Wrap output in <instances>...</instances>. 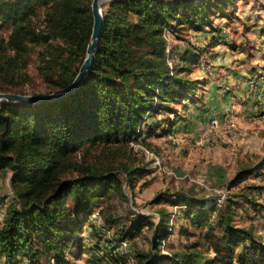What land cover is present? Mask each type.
Instances as JSON below:
<instances>
[{"label":"trees","instance_id":"16d2710c","mask_svg":"<svg viewBox=\"0 0 264 264\" xmlns=\"http://www.w3.org/2000/svg\"><path fill=\"white\" fill-rule=\"evenodd\" d=\"M92 1H2L0 18L13 26L6 46L0 44V54L5 48L0 57L2 78L25 68V55L42 47L40 69L47 93L65 90L86 56ZM229 2L110 0L103 6L95 64L75 94L35 105L0 102V171L13 172L17 196L0 228L1 264H22L24 259L28 264H43V259L49 264H73L70 253L75 243L79 246L75 255L81 257L82 235L89 229L94 201L120 187L121 181L110 169L78 167V158L99 146L129 145L158 114L177 115L175 105L196 101L199 82L181 76L184 70L175 71L167 60L165 29L206 31ZM3 84L0 92L29 94L13 92L9 86H16L14 77L9 86ZM75 170L77 175L70 177ZM247 198L248 204L256 205ZM69 202L78 207L73 219ZM188 202L204 231L213 230L219 220L220 232L207 236L213 245L208 244L206 252L191 248L179 257L157 256L147 264H264V239L253 226L234 224L232 204L193 198ZM167 233L158 234L157 243Z\"/></svg>","mask_w":264,"mask_h":264},{"label":"rangeland","instance_id":"374dc122","mask_svg":"<svg viewBox=\"0 0 264 264\" xmlns=\"http://www.w3.org/2000/svg\"><path fill=\"white\" fill-rule=\"evenodd\" d=\"M213 23L206 31L165 29L167 60L175 71L184 70L181 76L199 82L196 101L175 105L177 115L158 114L129 145L99 146L78 158V167L116 171L121 186L94 201L89 229L82 235L85 250L81 257L75 255V243L73 264H147L161 255L182 256L191 248L206 252L213 245L207 236L218 234L221 226L213 211V230L204 231L189 211L190 198L217 203L225 196L234 224L253 226L264 239V0H230ZM12 29L0 18V44L6 46ZM42 51L37 47L26 54V67L15 75L5 79L0 72V83L9 86L14 77L16 86H9L13 92L46 94ZM228 117L234 127L223 124L205 134L209 120ZM12 175L11 170L0 171V228L17 199ZM238 193L244 196L236 197ZM245 195L256 205L248 204ZM68 206L73 219L78 207ZM165 230L166 237L157 243L156 236ZM208 254L213 256L214 250ZM2 260L0 255V264Z\"/></svg>","mask_w":264,"mask_h":264},{"label":"water","instance_id":"95a60500","mask_svg":"<svg viewBox=\"0 0 264 264\" xmlns=\"http://www.w3.org/2000/svg\"><path fill=\"white\" fill-rule=\"evenodd\" d=\"M109 1L110 0L92 1L93 28L86 50V56L75 79L65 90L55 91L47 94H18L11 92H0V102L35 105L45 102L63 100L75 94L83 85L84 80L87 78L89 72L95 64L99 42L102 37L104 26L103 4L104 2Z\"/></svg>","mask_w":264,"mask_h":264},{"label":"built area","instance_id":"2783aa9c","mask_svg":"<svg viewBox=\"0 0 264 264\" xmlns=\"http://www.w3.org/2000/svg\"><path fill=\"white\" fill-rule=\"evenodd\" d=\"M169 52V50H168ZM223 124H227V126L229 127H234V123H233V120L231 118H224V120H220L218 118H213L211 120H209L205 125H204V132L205 134H210L214 131H216V129H218L219 127H221ZM225 200V196L222 197L221 199L218 200V202H223ZM124 246L127 245L126 242L123 243ZM162 252H165V248H166V244H165V241H163L161 243V246H160Z\"/></svg>","mask_w":264,"mask_h":264},{"label":"crops","instance_id":"0c3cea01","mask_svg":"<svg viewBox=\"0 0 264 264\" xmlns=\"http://www.w3.org/2000/svg\"><path fill=\"white\" fill-rule=\"evenodd\" d=\"M210 97V96H209ZM222 112V111H221Z\"/></svg>","mask_w":264,"mask_h":264}]
</instances>
